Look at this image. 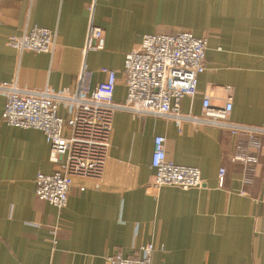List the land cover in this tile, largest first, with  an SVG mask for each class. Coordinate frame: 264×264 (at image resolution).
<instances>
[{"label": "crops", "instance_id": "0c3cea01", "mask_svg": "<svg viewBox=\"0 0 264 264\" xmlns=\"http://www.w3.org/2000/svg\"><path fill=\"white\" fill-rule=\"evenodd\" d=\"M0 3V81L72 90L84 61L86 86L105 80L101 68L114 69V99L124 102L126 54L147 33L189 30L208 45L197 94L183 98L182 110L200 113L205 94L223 105L230 86L232 118L264 125V0ZM91 21L103 28L104 44L85 53ZM33 26L56 32L53 55L9 44ZM5 103L0 92V264H107L109 255L138 256L148 243L156 247L153 264H264V149L253 182L244 184L231 161L239 138L228 131L119 110L103 174L77 177L59 209L36 195L37 174L57 168L45 134L4 121ZM59 112L68 115L64 105ZM157 135L166 137L170 160L201 170L202 186L153 185Z\"/></svg>", "mask_w": 264, "mask_h": 264}, {"label": "built area", "instance_id": "2783aa9c", "mask_svg": "<svg viewBox=\"0 0 264 264\" xmlns=\"http://www.w3.org/2000/svg\"><path fill=\"white\" fill-rule=\"evenodd\" d=\"M2 6L0 3V15ZM103 28L92 21L86 35L85 53L102 48ZM9 44L18 51L32 50L54 54L56 32L47 27L33 26L22 34L11 35ZM208 40L189 30L173 33H147L140 46L128 52L124 72L127 95L124 102L114 99L117 73L101 68L104 81L94 89L86 86L87 71L83 61L72 90L55 91L21 87L16 81H0V92L6 97L3 119L8 124L43 131L50 144V159L57 168L52 173L36 176V195L59 209L68 204L75 179H99L106 164L113 133L115 112L125 110L140 116L165 117L178 124L195 127L212 126L228 131L239 140L231 161L240 166L242 182H253L264 149V125L236 121L232 118L233 98L230 94L223 105H215L211 96L202 97L200 113L182 110L184 97L197 94L198 78L205 70ZM61 105L68 111L60 114ZM155 170L153 185L183 189L200 187L204 183L197 166L170 160L166 137L157 135L151 160ZM227 173L219 170L220 186ZM98 186L97 184L95 185ZM85 185L80 186L84 190ZM245 193V191H243ZM154 243L140 247L138 256L121 253L109 255L107 264H153Z\"/></svg>", "mask_w": 264, "mask_h": 264}, {"label": "rangeland", "instance_id": "374dc122", "mask_svg": "<svg viewBox=\"0 0 264 264\" xmlns=\"http://www.w3.org/2000/svg\"><path fill=\"white\" fill-rule=\"evenodd\" d=\"M32 51V50H31ZM36 52V51H35Z\"/></svg>", "mask_w": 264, "mask_h": 264}]
</instances>
